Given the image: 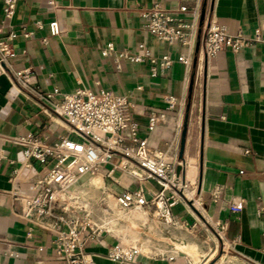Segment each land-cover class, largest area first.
Returning a JSON list of instances; mask_svg holds the SVG:
<instances>
[{"label": "crops", "instance_id": "crops-1", "mask_svg": "<svg viewBox=\"0 0 264 264\" xmlns=\"http://www.w3.org/2000/svg\"><path fill=\"white\" fill-rule=\"evenodd\" d=\"M50 1L18 0L8 27L0 0V36L10 30L17 34L10 67L33 71L27 88L16 86L9 73L0 74V264H68L54 250L53 232L19 215L18 197L37 193L36 185L53 160L27 161L21 146L2 138L31 134L45 145L61 137L75 138L53 111V102L61 96L51 101L39 95L55 88L68 94L98 86L127 95L131 118L149 147L165 151L177 171L195 182L201 206L192 213L178 204L180 220L197 230H212L192 232L199 239L205 237L213 255L224 242L240 263L264 264V40L237 52L221 50L212 58L202 51V32L211 20L232 34L254 36L260 30L264 39V0H54L57 5ZM154 3L171 9L197 6L193 48L161 42L148 32L142 13ZM38 20L45 23L43 29H37ZM52 20L60 25L57 36L48 26ZM110 42L130 53L145 43L174 62L158 77L151 75L148 62L123 59L118 69L114 59L102 54ZM181 54L191 57V72L178 60ZM165 95L176 96L181 104L149 133L148 117L161 112ZM108 167L98 174L110 195L136 188L132 177L120 170L115 173L120 184L107 179ZM144 187L148 197L160 188L152 180ZM241 200L242 212H231L230 205ZM222 227L223 242L215 231ZM85 240L87 251L97 255V264H111L104 256L120 242L115 235L102 232ZM140 251L135 264H191L184 257H148L144 249Z\"/></svg>", "mask_w": 264, "mask_h": 264}, {"label": "built area", "instance_id": "built-area-1", "mask_svg": "<svg viewBox=\"0 0 264 264\" xmlns=\"http://www.w3.org/2000/svg\"><path fill=\"white\" fill-rule=\"evenodd\" d=\"M1 1L4 19L8 27H12L11 21L16 13L18 0ZM49 4L57 5L54 0ZM187 15H191L192 19L187 18ZM142 16L146 19L148 32L159 41L188 48L195 46L197 36L193 34V30L198 16L197 6L190 9L187 5H181L171 9L154 3ZM35 25L37 29H43L45 23L38 20ZM48 26L51 35L60 34L57 20L50 21ZM16 36L15 31L11 30L6 36H0V74L9 73L16 86L27 88L33 77L32 69L13 70L10 67V61L16 56L12 45ZM263 40L260 30H256L254 36L242 32L232 34L225 25L211 20L202 32V51L207 58H212L221 50L231 49L237 52ZM47 41L43 39L44 43ZM102 54L114 59L118 69H121L123 59L135 63L148 62L153 77L165 75L174 62L167 54H155L145 43H140L137 51L130 53L118 50L110 42L102 49ZM178 60L189 72L192 71V59L189 55L181 54ZM39 96L51 101L61 96L59 101L53 102V111L69 127L75 138L61 137L51 145H45L31 134L6 136L2 139L21 146L27 161L45 164L53 160L51 170L36 185L37 193L18 197L21 207L19 215L30 223L53 232L54 250L68 264H97V255L87 251L85 238H93L104 232V229L93 223L85 207H76L70 203V192L81 177L97 175L105 165H109L105 169L107 179L120 184L115 178V173L120 170L128 173L133 179L132 183L136 185L134 190L125 189L115 195L121 209L154 206L158 218L171 227L182 225L174 212L178 204H184L192 213L193 208L199 210L201 204L195 182L189 181L181 171H177L175 162L168 159L165 151L149 147L148 138L140 135L139 124L131 118L132 104L127 95L98 86L94 90L81 87L68 94L55 88L53 91L40 93ZM163 101L161 112L151 113L148 117L149 133L166 118L169 111L181 104L174 95H165ZM114 158L118 162H113ZM151 180L160 188L148 197L144 183ZM243 207L241 200L232 203L230 210L240 213ZM224 228L215 230L222 242ZM9 254L17 256L12 252ZM139 255L136 245L120 242L111 247L104 257L111 264H135Z\"/></svg>", "mask_w": 264, "mask_h": 264}, {"label": "rangeland", "instance_id": "rangeland-1", "mask_svg": "<svg viewBox=\"0 0 264 264\" xmlns=\"http://www.w3.org/2000/svg\"><path fill=\"white\" fill-rule=\"evenodd\" d=\"M98 176L104 179L100 174L81 177L70 192V203L76 207H85L93 223L104 229L105 233L115 235L123 243H126L123 239L126 237L129 244L144 249L148 257L178 256L186 258L191 264H242L222 245L213 255L205 237L199 239L192 232L212 231L210 229L197 230L184 220H181V226H168L158 218L154 206L144 209H121L115 195H110L106 190V185L91 187V181ZM174 212H180L179 207H176ZM194 246L196 249L193 251Z\"/></svg>", "mask_w": 264, "mask_h": 264}, {"label": "bare ground", "instance_id": "bare-ground-1", "mask_svg": "<svg viewBox=\"0 0 264 264\" xmlns=\"http://www.w3.org/2000/svg\"><path fill=\"white\" fill-rule=\"evenodd\" d=\"M192 169H191V174H192ZM104 184V180L101 178V177H96L94 178L92 181H91V187L92 188H98L100 187L101 185ZM103 188V187H102ZM187 193L189 194V192L187 191ZM190 195V194H189ZM120 216V215H119ZM111 227V226H110ZM125 239H127L125 237ZM127 245H130V244H127ZM194 245V244H193ZM198 246V245H196ZM196 246L192 247V250L194 251L196 249ZM137 248L139 249V247L137 246ZM197 251V250H196ZM139 253H141L140 249H139Z\"/></svg>", "mask_w": 264, "mask_h": 264}, {"label": "water", "instance_id": "water-1", "mask_svg": "<svg viewBox=\"0 0 264 264\" xmlns=\"http://www.w3.org/2000/svg\"><path fill=\"white\" fill-rule=\"evenodd\" d=\"M180 169H178V171H179Z\"/></svg>", "mask_w": 264, "mask_h": 264}]
</instances>
